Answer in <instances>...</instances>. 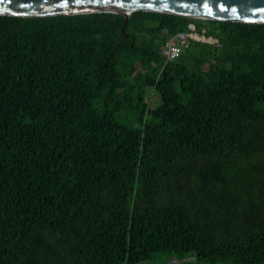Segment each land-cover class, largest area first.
<instances>
[{
	"label": "trees",
	"instance_id": "obj_1",
	"mask_svg": "<svg viewBox=\"0 0 264 264\" xmlns=\"http://www.w3.org/2000/svg\"><path fill=\"white\" fill-rule=\"evenodd\" d=\"M124 23L0 15V264H264V24Z\"/></svg>",
	"mask_w": 264,
	"mask_h": 264
},
{
	"label": "water",
	"instance_id": "obj_2",
	"mask_svg": "<svg viewBox=\"0 0 264 264\" xmlns=\"http://www.w3.org/2000/svg\"><path fill=\"white\" fill-rule=\"evenodd\" d=\"M136 11L202 20L264 24V0H0L1 16L119 14L125 17L122 28L124 34L131 14Z\"/></svg>",
	"mask_w": 264,
	"mask_h": 264
},
{
	"label": "built area",
	"instance_id": "obj_3",
	"mask_svg": "<svg viewBox=\"0 0 264 264\" xmlns=\"http://www.w3.org/2000/svg\"><path fill=\"white\" fill-rule=\"evenodd\" d=\"M191 42L220 46L217 38L208 36L205 29H198L195 24L191 23L188 26V31L178 33L163 43L161 47V55L164 58L165 64L178 59L183 50L187 48ZM165 264H183V262L179 259H172Z\"/></svg>",
	"mask_w": 264,
	"mask_h": 264
},
{
	"label": "rangeland",
	"instance_id": "obj_4",
	"mask_svg": "<svg viewBox=\"0 0 264 264\" xmlns=\"http://www.w3.org/2000/svg\"><path fill=\"white\" fill-rule=\"evenodd\" d=\"M163 256H160L159 259H157V261H147V262H143V263H140V264H159L160 262L163 261ZM183 262V261H182Z\"/></svg>",
	"mask_w": 264,
	"mask_h": 264
},
{
	"label": "snow or ice",
	"instance_id": "obj_5",
	"mask_svg": "<svg viewBox=\"0 0 264 264\" xmlns=\"http://www.w3.org/2000/svg\"><path fill=\"white\" fill-rule=\"evenodd\" d=\"M3 11H7V9H3Z\"/></svg>",
	"mask_w": 264,
	"mask_h": 264
}]
</instances>
